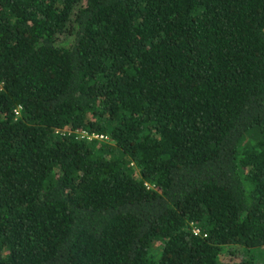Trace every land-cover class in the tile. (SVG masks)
Wrapping results in <instances>:
<instances>
[{"label": "trees", "instance_id": "obj_1", "mask_svg": "<svg viewBox=\"0 0 264 264\" xmlns=\"http://www.w3.org/2000/svg\"><path fill=\"white\" fill-rule=\"evenodd\" d=\"M0 264H264V0H0Z\"/></svg>", "mask_w": 264, "mask_h": 264}, {"label": "rangeland", "instance_id": "obj_2", "mask_svg": "<svg viewBox=\"0 0 264 264\" xmlns=\"http://www.w3.org/2000/svg\"><path fill=\"white\" fill-rule=\"evenodd\" d=\"M79 136L82 137V134ZM151 250H152L151 251L152 253H156V245L155 244L151 245ZM236 257H238L237 252L231 251V249H229L228 247H225V249L220 254V258H221L222 262L233 261ZM260 257H261V255H260Z\"/></svg>", "mask_w": 264, "mask_h": 264}, {"label": "built area", "instance_id": "obj_3", "mask_svg": "<svg viewBox=\"0 0 264 264\" xmlns=\"http://www.w3.org/2000/svg\"><path fill=\"white\" fill-rule=\"evenodd\" d=\"M82 134V137H86V138H91V137H97V138H105L106 136L104 135V134H102V133H98V132H90V133H81ZM80 134V135H81ZM80 137V136H79Z\"/></svg>", "mask_w": 264, "mask_h": 264}]
</instances>
